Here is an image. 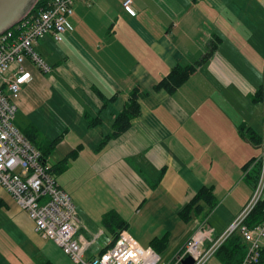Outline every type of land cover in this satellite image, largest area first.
<instances>
[{"label":"crops","instance_id":"1","mask_svg":"<svg viewBox=\"0 0 264 264\" xmlns=\"http://www.w3.org/2000/svg\"><path fill=\"white\" fill-rule=\"evenodd\" d=\"M122 3L76 2L62 42L51 35L37 41L33 49L50 70L24 62L31 79L21 87L14 125L49 151L48 166L70 156L54 178L77 211L86 260L113 245L122 231L115 222L143 248L165 238L157 254L173 264L198 221L206 218L217 238L251 197L262 130L264 0H131L134 14ZM209 51L172 94L153 90L173 67ZM134 88L145 94L139 116L104 143ZM203 187L215 207L201 204L202 215L185 223L178 214ZM47 263L74 264L0 187V264Z\"/></svg>","mask_w":264,"mask_h":264},{"label":"built area","instance_id":"2","mask_svg":"<svg viewBox=\"0 0 264 264\" xmlns=\"http://www.w3.org/2000/svg\"><path fill=\"white\" fill-rule=\"evenodd\" d=\"M84 0H47L37 13L26 15L17 25L0 34V187L26 212L35 231L57 245L74 264H161L160 256L151 248H143L126 231H120L113 245L86 260V245L76 237L78 215L71 198L58 186L50 166L42 160L41 152L15 127L16 101L21 87L31 79L24 68L26 60L40 71L50 68L34 51L38 40L51 35L62 42L69 30L68 19L73 5ZM131 0L122 6L134 14ZM12 65H15L11 71ZM262 130L259 142L257 179L251 197L227 230L213 238L207 219L198 221L193 235L173 264L191 257L192 264L208 261L232 234L239 233L246 244L241 264H257L264 239V210L262 222L248 227L245 220L264 199V67L262 85Z\"/></svg>","mask_w":264,"mask_h":264},{"label":"trees","instance_id":"3","mask_svg":"<svg viewBox=\"0 0 264 264\" xmlns=\"http://www.w3.org/2000/svg\"><path fill=\"white\" fill-rule=\"evenodd\" d=\"M47 0H38L34 8L30 11V14L37 13L40 8H42ZM210 52L206 53L202 59L196 61L195 63L187 66H176L173 67L166 75L163 77L155 86L154 91H165L169 94H172L178 87L184 84L188 78L194 73L196 68L202 64H204L208 57L210 56ZM145 94L141 93L138 88H134L130 94L129 98L123 108V110L115 116L112 123V132L104 138V143L110 139L119 136L124 131H126L134 118L139 116L140 114V99L144 97ZM260 101L262 97V93L259 94ZM96 123V121H91V124ZM33 133V131H31ZM25 136V135H24ZM26 137V136H25ZM28 139V137H26ZM32 141V140H31ZM30 143L33 144V141ZM260 142V140H259ZM42 154V160L47 162V155L49 151H45L43 148H39ZM70 158L67 156L62 161L57 163L56 165L50 167V173L52 175L58 174L65 169L66 161ZM255 173L254 176L250 175V179L255 183L257 179L258 167L255 163ZM253 183V185H254ZM201 204L206 205L209 209L215 207L216 198L212 194L209 188L203 187L201 188L197 194L193 197V199L179 212V217L185 223H188L193 215L195 217H199L203 213V207ZM263 210H264V199L260 201L253 211L249 214V216L245 220V225L248 227H253L262 222L263 219ZM192 216V217H191ZM113 221V220H112ZM115 228H120V230H124V225L117 224L112 222ZM125 224V223H123ZM120 232V231H119ZM118 233L115 234V237H118ZM115 238V239H116ZM243 239L239 233L232 234L223 245L218 249L215 254V257L218 258L222 264H241L243 257L246 252V246L243 243ZM166 240L165 238H156L150 242V247L156 252L159 253L165 248ZM51 264V263H47ZM257 264H264V247L260 250V259Z\"/></svg>","mask_w":264,"mask_h":264},{"label":"water","instance_id":"4","mask_svg":"<svg viewBox=\"0 0 264 264\" xmlns=\"http://www.w3.org/2000/svg\"><path fill=\"white\" fill-rule=\"evenodd\" d=\"M38 0H0V34L17 25L34 8ZM186 257L181 264H192Z\"/></svg>","mask_w":264,"mask_h":264},{"label":"rangeland","instance_id":"5","mask_svg":"<svg viewBox=\"0 0 264 264\" xmlns=\"http://www.w3.org/2000/svg\"><path fill=\"white\" fill-rule=\"evenodd\" d=\"M35 5H36V4H35ZM32 9H33V8H32ZM32 9H31V10H32ZM31 10H30V11H31ZM30 11H29V12H30ZM27 15H28V14H27ZM24 122H25V117L23 116V114H22L21 112H18V114H17V116H16V125L19 126V127H23V126H24ZM215 254H216V253H215ZM215 254H214V256H215ZM214 256H212L211 259H212ZM162 257H163V256H162ZM163 258H164V257H163ZM211 259H210V260H211ZM210 260H209V261H210ZM209 261H208V263H209ZM212 264H222V262L217 258V259H216V262L213 261Z\"/></svg>","mask_w":264,"mask_h":264}]
</instances>
